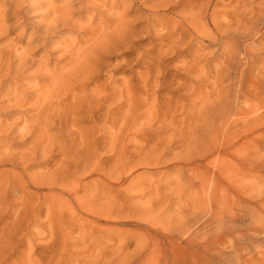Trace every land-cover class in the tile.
<instances>
[{"label":"rangeland","instance_id":"rangeland-1","mask_svg":"<svg viewBox=\"0 0 264 264\" xmlns=\"http://www.w3.org/2000/svg\"><path fill=\"white\" fill-rule=\"evenodd\" d=\"M36 1L37 3L32 6L27 0H0V9L3 11L5 8L4 11L12 16L7 23V26L11 28V40H15L22 51L31 49L30 52L35 57L34 60L41 58V53L50 51L52 58L48 59L49 64L51 67L53 66L52 68L58 67L59 70L68 61V55L64 54L63 49V46H68L66 42H69V45L77 42L80 46L85 47L83 45L87 44L91 35L89 26L108 24L111 17L110 13H112L109 7L112 1L106 7L107 13H99L91 6L84 7L85 5L78 1L73 10L77 19L79 18L86 28L58 30L51 35H45L42 28L43 21L46 22L52 18L50 12L52 3H57L56 6L60 7L66 1ZM142 1L128 2L117 8L118 12L122 13L125 12L127 5H131L128 9L129 12L126 11L128 13L127 20L130 21H128L130 34L126 39L123 38L120 42L110 44L96 54L93 63L98 65L95 64L97 72L87 86L89 91L104 86H107L109 91H112L114 86H126L129 89L139 85L142 87L143 82L139 80V77L142 73L150 72L148 75L150 82H148L151 85L148 84V88L143 87V97L144 100H148V103L142 106L143 111L141 110V112L144 114H142V120L139 119L136 127L134 126L135 128L132 130L129 128L125 130V135L120 136V139L118 138L121 141H115L118 146L111 139L106 140L108 139L107 136H101L100 130H96L97 127H92L93 123L89 121L84 123L89 127L88 133L86 132L85 135L87 138L91 137V141L96 137L92 143L93 146L85 148V154L83 149H80L79 151H71V154L67 156L63 155L62 160L64 161H60L63 154L61 153V146L56 145L53 149L47 150L34 148L36 151H33L31 144L34 137H18L16 131L0 135V151L9 148L8 151L4 150L5 153H0V155L3 153V155H9V157L5 155V158L3 155L0 157L7 159L6 163L0 165V186H2L0 187V264H195L196 261V264L198 262V264H264V124L254 125L253 129L248 132L249 134L247 131L244 132L246 128L243 124H239L240 126L233 125L227 130L229 134L231 133L230 137L226 139L227 141L221 140L220 146L217 147V150L223 153L227 152L223 163L225 166L228 165L226 168L233 164L234 167L236 165L233 170L239 172L238 166L241 165L242 170L244 168L242 164L245 163L243 160L246 159L244 158L246 154L244 150L237 149L238 145L241 146L246 142L245 138L254 140L251 144L252 148H250L252 154L250 153V157H247L252 162L248 168V170L251 169L249 176L242 178L243 175L237 173L238 182L233 181L234 184H237L236 186L229 183L227 179L224 181L225 184L228 182L232 193L235 194L236 199L233 198L232 204L236 205H227L228 208H224L220 213V221L226 222L220 224L215 234L213 233L216 230L215 224H211L212 215L210 217L206 214L208 218L204 215L203 218L206 219L202 218L201 221L195 223L194 213H191L193 210L186 202L187 198L179 196L180 191L174 192L176 193L174 195L168 190L167 186L176 185H172L173 179L176 178L173 168L179 163L174 159V155L181 150V147L175 143L171 144L172 146L170 145L171 147L162 159V167L153 171L142 161L147 158L148 147L154 145L155 142L147 144L148 147H146L143 145L146 144L145 140L141 137L142 132H146V137H149L154 131H160L155 127L153 130L150 124L146 125L149 120L146 117H149V114H145L151 106L162 105L169 108L170 103L173 105L176 103V116L181 120V118H187L192 112L193 107L191 105L197 103L195 98L204 96V94L207 98H212L209 102L211 101L212 108L218 114L224 112L229 101L235 110H243L248 107L245 99L236 95L238 89L242 88L245 95L253 99L264 97V22L260 10L264 0H226L227 3L223 0H212L207 22H204L203 28L206 25L209 30L214 29L215 32H219L217 35L222 33L224 38L220 41L198 39L192 32L181 34L180 15L183 13L182 6L184 3L187 4V1L182 0L171 7L159 5V9H157L159 13H155L150 18L148 17L150 10L155 9V6H158L157 3L160 4L162 0ZM196 1L202 3L204 0ZM23 2H26L25 6ZM229 2L237 4L233 6L236 7V11L232 7L233 4L230 5ZM216 4L217 6H215ZM24 8V11L29 8L27 13L23 11L28 31L21 34L23 25H19L20 22L16 21L18 18L15 15H24L21 11ZM218 16L219 19L221 18L220 20L216 18ZM216 21L217 23L220 22L221 25L223 24L224 29L217 23L216 26ZM165 22L169 23L168 26H165L166 28L162 24ZM207 27L205 28L208 29ZM34 29H38V31L36 30L38 38L35 37L31 42L29 36L30 32L35 31ZM169 30L174 33V39L180 42L168 48L165 46L162 35ZM63 42L64 45H62ZM98 58L100 59L98 60ZM225 64L227 65L225 66ZM145 65L149 66V69L143 67ZM228 65L229 67H227ZM39 78V76H33L27 72L22 80L34 84ZM46 81L47 79L40 78L38 82L43 84ZM99 84L100 86H98ZM28 90L33 92L32 88ZM261 91L260 97L257 96V93L259 94ZM193 92L195 93L192 96ZM4 98L2 96L0 100V116L5 124L13 125L22 117H27L28 110L18 107H11L10 109L9 103H5ZM34 98L33 96L30 97V101L34 102ZM180 99L182 100L180 101ZM217 107L219 108L217 109ZM22 112L23 114H21ZM263 112L264 109L256 114ZM140 122L141 124L138 126ZM60 126V124L53 126L50 136L56 140L62 136V139L58 140H61L59 142L61 145L67 134L63 132L64 128L62 130ZM148 126L152 130L148 129ZM113 130L109 129L110 132ZM133 131H135L134 133L141 132L140 137L131 138ZM12 133H15L13 135L16 138L10 135ZM31 140L32 142H30ZM102 140H106V144ZM226 142L231 146H228ZM104 147L106 149H103ZM114 147L115 149H113ZM137 147L139 149L146 147L147 150L143 153ZM25 150L31 151L30 154L33 153L32 156L30 155L32 158L27 156L29 152ZM113 150L117 152L118 156L114 154L115 151ZM230 150L235 152L232 153ZM15 153L25 155L23 157L17 155V158H14ZM81 153H83V157ZM53 156L55 159L52 158ZM56 156L59 161H57ZM18 158L23 161H19ZM123 161L127 164H124ZM199 162L206 165V160ZM55 163L56 165H54ZM59 163L61 166L58 168ZM208 168L213 170L212 166ZM53 170H56L54 171L56 176ZM155 191L162 193L167 191L168 193L164 197L165 199H159L160 203H158L157 197L153 201L152 193ZM168 197L170 198L168 199ZM164 201L167 203L165 204ZM239 202L245 207L241 206ZM222 217L226 219H221ZM188 219L194 220L191 221L193 224L189 227L192 228L190 232L189 229H185V221ZM203 221H207L205 227L208 233L202 234L201 232L200 236L196 232L198 227L195 228L194 226H201ZM198 223L200 224L197 225ZM184 231L186 233L188 231L187 234L189 235ZM198 246L201 248L199 249ZM176 257H178V261Z\"/></svg>","mask_w":264,"mask_h":264},{"label":"bare ground","instance_id":"bare-ground-1","mask_svg":"<svg viewBox=\"0 0 264 264\" xmlns=\"http://www.w3.org/2000/svg\"><path fill=\"white\" fill-rule=\"evenodd\" d=\"M27 1H29V3L32 6L35 3H37L36 0H27ZM65 1L66 2L65 3L63 2L64 4L61 5L60 7L56 6L57 3H55V4L52 3V5L50 7L51 8L50 12L52 13V18L48 21L45 20L46 22L43 21L44 25L42 26V28L44 31L43 33L45 35H51V33H54L58 30H73L76 28H86V26H84L82 24V21L79 18L77 19V17L75 16V11L73 10L74 5L77 4L78 1L82 5H85L84 7L88 8L91 6L95 9V11H98L99 13H107L106 7L109 6V3L112 1V4L109 6L112 13H110L111 17H110V22H108V24L105 23L104 26H95V27H93L92 25L89 26L91 28V35L89 36V38L87 40V44H86V42H84L86 45H83V46H85V47L80 46L77 42L76 43L73 42L70 45L68 44L69 42L68 43L66 42V44L68 46H63L64 47L63 49L65 52L64 54L68 55V57H67L68 61L66 60L67 62H65L63 64V66L61 67V70L57 69L58 67L52 68L53 66L52 67L50 66L49 61H48V59H50V57L52 58L50 51L49 52L47 51L43 54L41 53L42 54V55L40 54L41 58H38V60H34L35 57H33L32 52H30L31 49H28L29 51H27V50L22 51L21 47L18 46L16 41L11 40V37H10L11 28L7 26V23L11 19L12 16L7 11H4L5 8L3 9V11H1V9H0V96H1L0 100H1L2 96L5 97L3 100L6 101V102L4 101L5 103H7V102L9 103L10 109H11V107L12 108L18 107V108H24V109L29 111V112H27L28 114L26 113L27 117H24V118L22 117L20 120H17L14 124L12 123L13 125L5 124L4 123L5 121H3L1 116H0V135H2V133L8 134V133H11L13 131H16V135L18 137L19 136L20 137H27V138L28 137H32V138L34 137L33 143L32 144L30 143L32 145L33 151L35 149H39V148H44V150H47L49 148L53 149V147L56 145L61 146V148H62L61 153H63V154H62L60 161H64V160H62L64 157L63 155L67 156L68 154H71V151H74V150L79 151L80 149L81 150L83 149V153L86 152L84 149L91 147L92 143L96 140L95 139L96 137H94L93 141H91V137L87 138V136L85 135L87 132V129L89 128L87 125L84 124L85 121H89V122L93 123L92 127H95V128L97 127L96 130H100V135L101 136H107L108 139H106V140L111 139V141H113L114 144H116L115 143L116 140L120 139V136L122 137V135H125V130L127 128H129L130 130L135 128L136 127L135 125L138 122V120L143 117L142 116L143 113L141 112L143 104L148 103V100L147 99L144 100V97H143V92H144L143 87L148 88L147 85L150 82L149 77H148V75H150V72H148L147 74L142 73L141 76L139 77V80H141V82H143V86L141 85L142 87H140V85L138 87L135 86L133 88L130 86L132 89H129V87L127 88L126 86H121V87H118V86L115 87L114 86V89L112 88L113 89L112 91H109L107 86L98 87L93 91H89L87 89L89 82H91V80H93V77H94L95 73L97 72V68L95 67L97 64L95 63L96 64L95 65L93 63V60L95 59L96 54H98V52L103 50L106 46L120 42L123 38L126 39L128 37V35L130 34L129 25H128V23L130 21L127 20V14L128 13L126 11L129 12L128 9L131 7V5L130 6L127 5V7L124 10L125 12H122V13L118 12L117 8L121 5L128 3V2L133 3L134 1L140 2L142 0H65ZM180 1H182V0H162L160 4L157 3L158 6H155L156 7L155 9L150 10L148 17L150 18V17L154 16L155 13H157V12L159 13V10H157L160 7L159 5H161V7H171L172 5L178 4ZM184 1H187L188 3L187 4L184 3V5L182 6L183 7V13H181V15H180L181 16V22H182V24H180L181 30H182L181 34H183L184 32H192V33H194V35L196 37H198V39L199 38H201L202 40L208 39L211 41H213V40L220 41V39L224 38L223 35H221L222 34L221 32H220L221 33L220 35H217V33H219V32H215L214 29L209 30V28L206 25H205V27H207L208 29H206L205 27L203 28L204 22H207V16H208V12H209L211 5H212V0H206V2H204L205 1L204 0V1H202V3H200L196 0H184ZM223 1L226 2V0H223ZM238 1H240V0H238ZM238 1H237V3H238ZM231 3L229 2L230 5H231ZM23 4L25 6L26 2H23ZM232 4H233L232 7L234 5H237L234 3H232ZM226 5H228V4H226ZM215 6H217V4ZM28 9L26 11H28ZM214 9H215V7H214ZM24 10H25V8L21 11L23 12ZM260 10H261L262 18H263L262 20L264 22V1L262 3V7ZM26 11H24V12L27 13ZM235 11H236V9H235ZM24 12H23L24 15H21V14L15 15V17L18 18V19L15 18L16 21L20 22L19 25H23V28L21 27L22 28L21 34H24L28 31V27H27L28 25L26 26V19H25L26 17H25ZM217 12H219V11H217ZM213 15L216 16L215 13H213ZM250 17H251V15H250ZM216 18L219 19V16ZM246 19H248V17H246ZM253 19H254V16H253ZM253 21H255V20H253ZM170 22H172V21H170ZM216 23H217V21L215 22V25H216ZM219 23L220 22H218L217 24H219ZM162 24L165 27V26H168L169 23L167 24V22H165ZM219 25H221V24H219ZM227 25H224V26H227ZM222 28H223V26H222ZM36 30L38 31V29H36ZM36 30L33 32H30L29 37H30L31 42H33V39L35 37L38 38L36 36V33H37ZM218 30H220V27H218ZM169 31L163 33V35H162L163 37L161 36L163 38V41L165 42V46H167L168 48L172 47V46L176 45L178 42H180L178 40H175L174 39L175 38L174 33L171 31L169 32ZM39 34L42 35L41 33H39ZM44 34H43V36H45ZM228 36L230 37V35H228ZM19 37L21 38V36H19ZM196 37L194 39H196ZM69 40L71 41V38ZM179 40H181V39H179ZM17 41H18V39H17ZM218 41H217V43H218ZM207 42H210V41H207ZM64 44L65 43L63 42L62 45H64ZM228 45H230V44H228ZM230 47H231V45H230ZM223 48H225V47H223ZM226 48H228V47L226 46ZM57 50H56V52H57ZM62 53H63V51H62ZM226 53H227V51H226ZM260 58H262V57H260ZM63 59H65V58H63ZM99 59L100 58H98V60ZM161 62H162V60H161ZM226 65L227 64H225V66ZM143 67L149 69V66H147V65H145ZM227 67H229V65ZM27 72L33 76H39L40 78H45V79H47V81L43 84H40L38 82L40 80V78L38 81H35L34 84H32V82H29V81H23L22 79L25 76V73H27ZM189 82H187V83H189ZM149 85H151V83ZM98 86H100V84ZM215 87L217 88L218 86L216 85ZM29 88L30 89L32 88V91L35 94L33 92L29 91L28 90ZM146 90H148V89H146ZM195 91H197V90H195ZM263 92H264V90H263ZM194 93L195 92H193L192 96L194 95ZM199 93H200V90H199ZM201 93H202V91H201ZM243 93H244V91L242 90V88L238 89V91L236 93V95L238 97H243V99H245L246 103H248V107L244 108L243 110H239V109L235 110L232 106V103L229 101L227 103V107L224 110V112L218 114L217 111H215V109L212 108V106L210 104L211 101L209 102V100H212V98L211 97L207 98V96H205V94H204V96H197L195 98V100H196L195 102H197L196 104H194L193 106L191 105L193 103L190 104L191 107H193V108H192V112L190 113L189 116H187V118L184 117V119L181 118V120H180L176 116V114H177L176 108H175L176 103L174 105L172 103H170L169 108L162 106V105L151 106L149 111L146 112V114H145V115H147V113L149 114V117H146L147 119L149 118L148 122H146L147 123L146 125L150 124V126L153 127V130L155 127L157 129H160V131L159 132L154 131L155 133L154 132H153L154 134L151 133V136H149V137H146V132L145 133L142 132L141 137L144 138L143 140H145V143H146L143 145L146 146L147 144H149L151 142L152 143L155 142L154 145L150 144V145H152L150 147L146 146V147H148L149 150L147 151V158L144 159L145 161H142V162L150 170L154 171V170L160 169L162 167V159L165 156V153L168 151V149L172 146L171 144H174V143L178 144V146L181 147V150H179V152L176 155H174L175 156L174 159L179 163V165H177L173 168L174 169L173 172L176 174V178H174L172 181L173 182L172 185H174V184H176V185L172 186V187L167 186L168 190L171 193L180 191L181 194H179V196H185L187 198L186 202L191 207V210H193V211H191V213L192 212L194 213L193 219L195 221L192 219H191V221H194L195 223H197V222L201 221V219L204 217V215L207 214V215H210V217L212 215L211 224L212 223H213V225L215 224V228H216V230L213 231L214 234L218 231L220 224L221 223L224 224V222H226L224 220H223L224 222L220 221V213L223 211L224 208L226 209L227 205L231 206L230 204H232L233 198L236 199V197L234 196L235 194L232 193L230 186H228L227 183L229 182V183L234 184L235 182H233V181L238 182V180L236 179V178H238L237 173H240L241 175H243L242 178H246L249 176V171H251V169L248 170V168L252 162H251L250 158H247V157H250V153H251L250 148H252L251 144L254 140L252 138H245L246 142H244L241 146L238 145L237 149L238 150L240 149L242 151L244 150V152L246 154V157L243 156L244 158H246L243 160V162H245V163L242 164V166L245 168V170H244V168L242 170V167L240 165V166H238L239 172H238V170H233L236 167V165L234 167L233 164H230V167L226 168V166H228V165L225 166L223 163H224L225 155L227 152L223 153L222 151L217 150V147L220 146L221 140L225 141L227 138L230 137L231 133L229 134V132L227 130L230 129L231 126H233V125L238 126L239 124H241V125L243 124V126H245V128H246V130H244V132L247 131V133H248L253 129L254 125L264 124V112L261 114H256L260 110L264 109V97H260V95L262 94V91L259 94L257 93V96H259L260 98L257 97L256 99L250 98V96H247V95H245V93L244 94ZM210 94L212 95V93H210ZM234 94H235V92H234ZM32 96L35 97L34 102L30 101V97H32ZM195 96H196V94H195ZM192 99H194V98H192ZM197 99H198V101H197ZM3 100H2V103H3ZM181 100L182 99H180V101ZM190 101H192V100H190ZM167 103H169V102H167ZM218 105L220 106V103ZM182 107H184V105ZM218 108L219 107H217V109ZM145 111H147V110H145ZM183 111H185V110H183ZM4 114H6V113H4ZM21 114H23V112ZM184 116H185V114H184ZM58 124L61 125L60 126L61 129L64 128V130L63 129L62 130H63V132H65L67 134V137L66 138L64 137L65 139L63 138L61 145L59 143L61 140L60 141H58V140L62 139V136H61V138L59 137V139H57V140L54 139L52 136H50V132L53 130L52 127L53 126L55 127ZM140 124H141V122L138 124V126ZM118 126H119V128L117 129ZM151 127L148 126V129L149 128L151 129ZM110 128L114 129V130L112 132H110L109 131ZM61 129H60V131H61ZM53 132H55V131H53ZM134 132L135 131L132 132L131 135H133V136L131 138L140 137L141 132L140 133H138V132L134 133ZM127 133H129V132H127ZM13 134L15 135V133H12L10 135H13ZM92 134H93V132L91 133V136H92ZM14 135H13V138H16V137H14ZM58 135H59V133H58ZM232 135H234V134H232ZM242 135H243V133H242ZM54 136H55V134H54ZM243 138H244V136H243ZM103 139H105V138L103 137ZM106 140H102V141L103 142L105 141V144H106ZM232 140H233V138H232ZM120 141L121 140H119V142ZM30 142H32V140ZM107 143H108V141H107ZM142 143H141V145H142ZM226 143L228 144V142H226ZM223 144H225V143H223ZM116 145L118 146V143ZM229 145L230 144H228V146ZM232 145H234V144L232 143ZM105 147H107V146L105 145ZM105 147L103 149H106ZM146 147L145 148L142 147L140 149H139V147H137V148L139 150L143 151V153H144L145 150H147ZM11 148H10V150H11ZM7 149H9V148H6L4 150H7ZM113 149H115V147ZM4 150H1L0 153L1 152L5 153ZM28 150L27 151L25 150L26 152H29L28 153L29 155H27V156H30L31 154H33V153L30 154L31 151H28ZM113 151H115V150H113ZM116 151H117V149H116ZM116 151L114 154L116 156H118L116 154L117 153ZM26 152H24V153H26ZM53 152H54V150H53ZM80 152H82V151H80ZM234 152H232V153H234ZM79 153H77V154L79 155ZM83 153H81L82 157H83ZM51 154H53V153L51 152ZM56 154H58V153H56ZM2 155H0V157ZM5 155H3V157ZM14 155H13L14 158H17L16 156L18 154L15 153ZM19 155H20V153H19ZM19 155H18V157H19ZM23 155H25V154L21 153L20 156L23 157ZM142 155H144V154H142ZM6 156L9 157V155H6ZM57 156H56V159H58ZM4 158H0V165L3 163H6L7 159H4ZM52 158H54V156ZM108 158H106V159L108 160ZM119 158H120V156H119ZM18 159H19V161H23V160H20V158H18ZM18 159H15V160L18 161ZM59 159H60V157H59ZM59 159L57 161H59ZM117 160H118V158H117ZM202 160H206V162H205L206 165L199 162ZM62 163H64V162H62ZM125 163L126 162H124V164ZM139 164L141 165V163H138V165ZM54 165H56V163ZM57 166L59 168L61 166L60 163ZM209 166H212L213 170L208 168ZM62 167H63V165H62ZM101 167H105V166H101ZM253 167H254V165H253ZM102 169H104V168H102ZM54 171H56V170H53V173H54ZM65 172H66V170H65ZM63 173H64V171H63ZM61 174H62V172H61ZM64 174H66V173H64ZM54 175H55V173H54ZM19 176H18V178H19ZM16 179H17V177H16ZM225 179H227V181H228L226 184L224 183ZM170 182H171V180H170ZM33 183L35 184V182H32V184ZM147 185H148V183H147ZM234 185L236 186L237 184H234ZM0 187H2V186H0ZM12 189H14V188H12ZM156 189H158V187H156ZM234 189H236V188H234ZM163 191H165V190H163ZM167 193H168L167 191L165 193L158 192V191L153 192L152 193L153 201H155L154 199H156V197H157L156 200L158 201V203H160L159 201L164 200L165 199L164 197H166ZM175 194L176 193H174V195ZM170 195L172 196V194H170ZM170 197H168V199ZM182 199H183V197H182ZM51 201H50V203H51ZM153 201L151 200V202H153ZM164 202H165V204L167 203L166 201H164ZM236 203L238 204V202H236ZM239 204H241V206H244V205H242L241 202H239ZM80 205L82 207V204H80ZM232 205L235 206L236 204L234 205V203H233ZM90 210H92V209H90ZM207 215H206V217L208 218ZM183 216H181V217H183ZM157 217H159V216L157 215ZM183 219H184V217H183ZM203 219H206V218H203ZM221 219H226V218L222 217ZM191 221L189 219L187 221H185L186 222L185 229H189V232L192 229L189 227H191L193 224V222H191ZM228 223H229V221H228ZM181 224L182 223L180 220V225ZM199 224L200 223H198L197 225H199ZM206 224H207V221H205V222L203 221L201 226L200 225L199 226L193 225V226L195 228L198 227L196 229L197 230L196 232L199 233V235L201 234V232H202V234H207L208 231L205 227ZM183 227H184V225H183ZM181 228H182V226H181ZM179 229H180V226H179ZM168 230H169V228H168ZM174 231H176V230H174ZM174 231H172V232H174ZM193 231H195V230H193ZM172 232H170V233H172ZM180 232H182V231L180 230ZM184 233H186V231H184ZM187 233H188V231H187ZM182 234H183V232H182ZM187 235H189V234H187ZM169 238L171 239V237H169ZM207 239H208V237H207ZM156 240H157V238H156ZM212 241H214V239ZM195 242H196V240H195ZM195 242H193V243H195ZM197 242H199V241H197ZM211 244H214V243H211ZM203 245L205 246V244H203ZM208 245H209V243H208ZM171 246H172V244H171ZM217 246H218V244H217ZM172 248H173V246H172ZM198 248H199V246H198ZM205 250H208V249H205ZM205 250H203V252ZM173 251H175V250H173ZM212 252H214V251H212ZM202 258H204V257L202 256ZM176 259L178 261V257H176ZM187 260L188 259H186V261ZM182 262L183 261L181 260V263ZM196 262H195V264H196ZM206 262H208V261H206Z\"/></svg>","mask_w":264,"mask_h":264}]
</instances>
